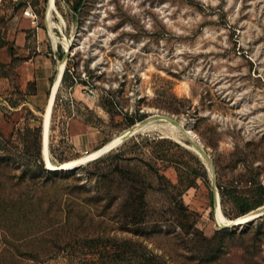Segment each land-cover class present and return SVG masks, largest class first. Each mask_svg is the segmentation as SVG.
Segmentation results:
<instances>
[{"label":"rangeland","instance_id":"374dc122","mask_svg":"<svg viewBox=\"0 0 264 264\" xmlns=\"http://www.w3.org/2000/svg\"><path fill=\"white\" fill-rule=\"evenodd\" d=\"M28 1L37 14L36 26L57 37V51L46 83H27L30 72L23 66L25 59L15 55L7 38L24 3L0 0V185L4 195L28 191L38 196L63 181L45 173L35 181L23 177L32 166L19 138L25 125L41 129L50 86L62 61L64 70L68 67L72 74L68 72L60 82L50 115L52 163L81 157L119 135L122 139L107 153L119 151L138 134L160 135L187 149L178 152L179 159L192 172L201 164L206 180L197 178L196 185L176 200L164 192L149 191L150 212L139 225L124 227L93 217V236H102L104 242L91 255H84L82 246L93 232L81 226L72 235L75 243L65 236L56 254L43 257L27 252L35 242L0 235V264H264V0H82L76 12L72 8L76 0H55L50 27L48 0ZM159 77L170 82L179 112L169 113L153 101ZM105 91L118 94L114 113L98 105ZM142 112L144 119L127 126L124 113ZM141 122L150 125L129 132ZM119 154L115 161L124 168L135 166L143 171L141 178L150 177L153 182L131 142ZM88 162L69 171L75 180L62 183L83 184L94 194L90 185L96 184L103 163L89 166ZM166 175L177 181L173 169ZM178 209L191 214L193 227L206 237L222 228L234 232L224 235L216 255L183 248L169 239L182 230ZM100 220L103 223L96 226ZM14 226L0 222V233ZM107 238L129 241L139 256L110 260L100 253L109 245Z\"/></svg>","mask_w":264,"mask_h":264},{"label":"trees","instance_id":"16d2710c","mask_svg":"<svg viewBox=\"0 0 264 264\" xmlns=\"http://www.w3.org/2000/svg\"><path fill=\"white\" fill-rule=\"evenodd\" d=\"M81 3L82 0L75 1L72 6L75 12ZM69 63L67 61V65ZM68 72L72 74L70 68L65 67L61 82L68 77ZM90 74L89 71V76H91ZM74 79L76 80V76H73ZM81 82L85 84V81ZM170 85L169 81L159 77L158 84L154 88L153 101L167 112L177 113L180 109L174 104L179 100ZM117 95L105 91V95L99 99L98 105L114 113L119 102ZM124 115L127 126L146 117L143 112L135 115L124 113ZM19 134V138L25 143L21 151L31 163L29 166H32L31 173L23 177L35 181L41 178L40 174L45 173L52 180H75L72 172L44 168L40 157V127L25 125ZM136 137L141 140H135ZM130 142L137 151V160H144L146 172L150 173L153 182L150 177L141 178L143 171L136 169L135 166L124 168L118 161H115L118 156L122 155L119 153L130 145ZM118 149L119 151L115 153H107L87 163L89 166L103 163V167L98 168L97 178L94 179L96 184L90 185L94 194H90V190L86 189L83 184H68L62 183V181L59 186H48V190H43L38 196L29 195L28 191L25 193L18 191L16 195L9 197L4 195L0 185V222L15 225V229H2L0 235L6 239L27 241L29 244L35 242L36 245L34 244L35 246L33 245L27 252L36 257H43L56 254L60 250L59 243L64 240L65 236L69 242L75 243L72 240V235L81 226L82 229L89 228L90 232H93L90 235L91 238L86 241L87 245L82 246L86 248L82 249L84 255H91L100 243L104 242L102 236H93L94 229H91L94 228L93 217L108 218L115 225L120 224L124 227L139 225L143 223L144 217L150 212L146 199L149 191L164 192L170 199L176 200L181 199L184 190L196 185L197 178L206 180V172L201 164L199 170L194 172L184 165L182 159H179L178 152L186 153L188 150L169 137L160 135L142 137L138 134L131 137ZM168 169H173L176 172L177 181L175 183L166 175ZM218 188L222 195L221 186ZM177 213L178 224L182 230L172 232L169 239L180 242L184 245L183 248L196 249L205 255H216L222 248L224 235H231L234 232L222 228L215 231L211 237H206L200 230L193 227L195 219L191 214L179 209ZM113 218L118 219L115 221ZM102 223L100 220L96 226ZM166 234L170 233L166 232ZM107 240L109 245L102 247L100 253L105 254L110 260L139 256L138 249L133 247L129 241L117 242L111 238H107ZM105 242L107 244V241ZM13 250L16 252L19 249L15 247Z\"/></svg>","mask_w":264,"mask_h":264},{"label":"crops","instance_id":"0c3cea01","mask_svg":"<svg viewBox=\"0 0 264 264\" xmlns=\"http://www.w3.org/2000/svg\"><path fill=\"white\" fill-rule=\"evenodd\" d=\"M17 19L18 22L15 27L9 29L7 38L13 42V46L17 51L15 55L25 59L23 61L25 63L23 64L24 68H29L30 75L27 77L26 82H35L37 85L40 82L45 84L44 79L51 72L56 59V43L54 46L47 28L32 25L30 19L23 14L20 17L18 16Z\"/></svg>","mask_w":264,"mask_h":264},{"label":"bare ground","instance_id":"6f19581e","mask_svg":"<svg viewBox=\"0 0 264 264\" xmlns=\"http://www.w3.org/2000/svg\"><path fill=\"white\" fill-rule=\"evenodd\" d=\"M54 1L55 0H48V2H47L46 21H47V24H48L49 27L51 25H54V22H52L49 19L50 18V11L55 9ZM50 35L52 37V41H53V44L55 46V43L58 41L57 37L51 31H50ZM65 46L67 48L69 47L67 43L65 44ZM63 72H64V62L62 61V62H59L58 66H57L55 79L52 82L51 87H50L51 95L49 97V94H50V90H49V94L47 96L48 104H47V101H46V105H45V108H44V111H43V123H42V126H41V130L43 131V140H42V135H41L42 157H43V159H45V164H46L47 169H50V170H56V169H60V168L68 169V168L72 167L73 165L84 163L86 160L92 159L93 157L99 155L100 153L111 149L112 146H114L116 143H118L123 137V135L116 136L111 141H109L106 144H104L101 148H98L95 151H92L90 153L86 152L81 157L74 158V159L59 163L60 166H59V164H54V163L51 162L50 157H49V147H48V144H49V120H50V115H51L52 107H53L54 100H55V95L57 93L59 84L61 82ZM48 97H49V100H48ZM149 125H150L149 123H146V124H143V122L138 123L133 128H130L129 132L131 131V129L135 131L136 130L135 128H138V127H141V126L143 128L144 127L146 128ZM169 125H170L171 128H177L176 125H174V124H169ZM189 137H190L191 140L194 139V135L191 134V133H190ZM216 198H217V192L215 194V201H216ZM234 224H239V223H233L232 225H234Z\"/></svg>","mask_w":264,"mask_h":264},{"label":"built area","instance_id":"2783aa9c","mask_svg":"<svg viewBox=\"0 0 264 264\" xmlns=\"http://www.w3.org/2000/svg\"><path fill=\"white\" fill-rule=\"evenodd\" d=\"M12 1L14 2L16 1L17 4L24 3V5L22 6V14L30 19V23L32 25L36 26L37 14L32 9L31 5L29 4V1L28 0H12Z\"/></svg>","mask_w":264,"mask_h":264},{"label":"water","instance_id":"95a60500","mask_svg":"<svg viewBox=\"0 0 264 264\" xmlns=\"http://www.w3.org/2000/svg\"><path fill=\"white\" fill-rule=\"evenodd\" d=\"M50 95H51V89H50L49 97H50ZM49 97H48V100H49ZM47 104H48V101H47ZM138 131H139V130H138ZM41 135H42V140H43V131H42V130H41ZM123 141H124V139H123L120 143H122ZM41 143H42V142H41ZM113 148H114V147H113ZM111 149H112V148H111ZM111 149H109V150H107V151H105V152H102V153H100L99 155L93 157L92 159L86 160L85 162H88V161L94 160V159H96V158L102 156L103 154L107 153V152L110 151ZM41 152H42V149H41ZM41 156H42V155H41ZM42 160H43V162H44V164H45V159H43V157H42ZM85 162H84V163H85ZM57 164H59V163H57ZM81 164H82V163H80V164H76V165H73L72 167H70V168H68V169L60 168V169H56V170H54V171H60V170L73 171V170H75L76 168H78ZM59 166H60V164H59ZM45 168L47 169L46 164H45ZM49 170H50V169H49ZM259 215H260V214H259ZM259 215H258V216H259ZM258 216H255L254 218H256V217H258ZM254 218H252V219H254ZM239 224H240V223H239ZM234 225H236V224H234Z\"/></svg>","mask_w":264,"mask_h":264}]
</instances>
